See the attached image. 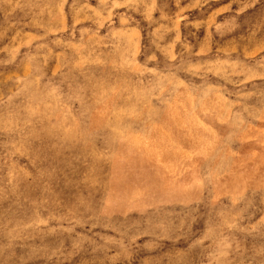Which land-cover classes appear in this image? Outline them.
Instances as JSON below:
<instances>
[{
    "label": "rangeland",
    "instance_id": "rangeland-1",
    "mask_svg": "<svg viewBox=\"0 0 264 264\" xmlns=\"http://www.w3.org/2000/svg\"><path fill=\"white\" fill-rule=\"evenodd\" d=\"M260 124L264 0H0V264H264Z\"/></svg>",
    "mask_w": 264,
    "mask_h": 264
},
{
    "label": "clouds",
    "instance_id": "clouds-1",
    "mask_svg": "<svg viewBox=\"0 0 264 264\" xmlns=\"http://www.w3.org/2000/svg\"><path fill=\"white\" fill-rule=\"evenodd\" d=\"M145 61L154 59L153 56L145 57ZM172 59H175L173 56ZM131 210V202L127 204H117L114 207L113 215L111 222L106 224L105 227L112 228V230L119 234L121 237L127 236L129 232L135 231L138 229V225L134 224L132 221L134 217H129L128 212ZM195 240L198 237H194ZM122 240V239H121ZM121 240H117V243H120Z\"/></svg>",
    "mask_w": 264,
    "mask_h": 264
},
{
    "label": "crops",
    "instance_id": "crops-1",
    "mask_svg": "<svg viewBox=\"0 0 264 264\" xmlns=\"http://www.w3.org/2000/svg\"><path fill=\"white\" fill-rule=\"evenodd\" d=\"M260 125H262V126H264V124H260ZM264 129H259L258 131L261 133L262 131H263ZM246 147V146H245ZM249 149L250 150H256L257 149V147H249ZM245 151V150H244Z\"/></svg>",
    "mask_w": 264,
    "mask_h": 264
},
{
    "label": "bare ground",
    "instance_id": "bare-ground-1",
    "mask_svg": "<svg viewBox=\"0 0 264 264\" xmlns=\"http://www.w3.org/2000/svg\"><path fill=\"white\" fill-rule=\"evenodd\" d=\"M178 201H180V200H178ZM181 202V201H180ZM210 202V201H209ZM182 203V202H181ZM189 203H191V202H189ZM195 203V202H194Z\"/></svg>",
    "mask_w": 264,
    "mask_h": 264
}]
</instances>
